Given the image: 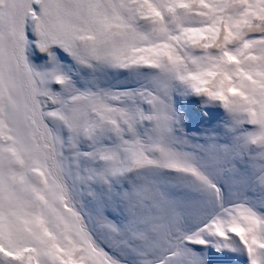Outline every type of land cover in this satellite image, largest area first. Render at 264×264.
Segmentation results:
<instances>
[{
  "label": "snow or ice",
  "instance_id": "snow-or-ice-1",
  "mask_svg": "<svg viewBox=\"0 0 264 264\" xmlns=\"http://www.w3.org/2000/svg\"><path fill=\"white\" fill-rule=\"evenodd\" d=\"M0 264H264V0H0Z\"/></svg>",
  "mask_w": 264,
  "mask_h": 264
}]
</instances>
